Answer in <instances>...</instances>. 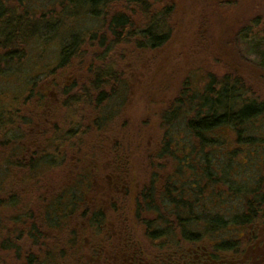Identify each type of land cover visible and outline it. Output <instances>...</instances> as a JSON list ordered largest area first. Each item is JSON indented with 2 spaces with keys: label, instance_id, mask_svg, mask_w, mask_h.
Returning a JSON list of instances; mask_svg holds the SVG:
<instances>
[{
  "label": "rangeland",
  "instance_id": "rangeland-1",
  "mask_svg": "<svg viewBox=\"0 0 264 264\" xmlns=\"http://www.w3.org/2000/svg\"><path fill=\"white\" fill-rule=\"evenodd\" d=\"M8 1L5 3V0H1L0 35L5 33V28L6 31L9 29L7 19L14 18L12 24L21 22V18L17 19L18 17H15L16 12L13 9H7L11 5L17 8L15 10L19 14L26 16L25 19L29 22V28L25 30L26 36L33 35L27 42L23 44L19 43L16 46L17 50L10 55L8 63L4 59L0 62V116L10 119L17 116L18 109L23 110L26 108L24 107L26 103L24 100L29 99V92L25 90L24 83H33L36 85L35 89H39L41 83L54 76L51 70L55 68H68V70L70 69L74 73L75 78L71 77L72 79L67 78V73L62 74L64 81L69 82L71 87L77 84H82L87 88L91 87V84H88L90 74L86 70V65L91 60V56L89 50L86 49L88 37L84 33L86 34V32L97 29L100 30L101 23L100 20H95L90 16L91 13L89 14L88 12L86 15L85 10L88 8L87 1ZM148 1L157 6L161 5V1L163 0ZM168 1L175 5L174 14L170 17L169 22L172 30L169 42L150 51L144 50L138 52H132L130 47L120 45V51L117 50L108 54L104 61L106 63L109 61L113 63L112 76L113 78H117L119 74L120 80L118 81H122L120 82L121 85L114 82L109 87H107L109 83L106 85L107 92L110 90L109 88H114L118 108L117 119L119 120L105 133V138L109 144L120 143L122 148L127 147L128 151L131 150L135 195L143 186L146 187L150 184L154 167L159 174L157 187L161 186L164 176L168 172L170 173L174 167L176 170L180 168L179 159H177L178 161H172L171 158L162 156L158 160L155 157L159 153V140L162 138L163 131L160 115L169 103L179 99L183 94L186 97L188 93H200L210 78L215 77V79H218L223 78L225 75L234 74H237V77L244 80L243 82L246 83L250 98H262L264 96L263 56H258L254 52H257L259 49L264 50V0ZM239 30H242V33L243 31L248 32V34L250 33L252 38L247 42L251 44H246L245 46V42H242L240 37L237 36V34L239 35ZM71 35H76L78 43H81L78 44L80 45L79 51L74 53L64 65H60L61 51L64 45L68 44ZM257 39L258 46L254 47L252 41H256ZM10 49L11 46L8 51L12 52ZM97 62L100 64L99 60ZM185 80L188 81L190 86L188 92L182 91ZM17 94L19 97L14 100V96ZM91 96L95 99L94 94ZM226 100L224 99L225 102ZM27 104H30V102L27 101ZM186 105H189L187 100ZM72 108L70 111V128L71 130H81L84 132L78 146L86 154L89 144L98 139V134L93 133V123L87 128V122H84V120L81 122L82 118L80 116H76L77 120L75 123V110L72 111ZM82 108L84 110L87 109L88 113L93 115L94 109L91 104L87 105L84 100H80L77 110H81ZM186 115L190 117L195 116L194 112L190 111ZM177 123L178 128L176 126L172 130L173 134H175L172 138L174 142L177 143L178 141L175 151L180 158V142L185 140L184 121L179 118ZM260 123H264V119ZM218 131V134L215 133V137L220 138V141L221 139H229L231 135L230 129L226 128ZM211 135L214 136V134H209V137ZM189 136L186 139V144L190 141L191 144L193 143L197 146V139ZM73 144H77V142L71 140L70 145ZM232 145L233 143L230 146ZM74 146H71L70 160L74 156L72 151ZM6 149V144L3 143L0 136V189H2L0 193V205L11 199L12 197L10 196H13L14 199L20 196L19 187L14 181L20 175L16 166L17 156L15 152H6ZM207 155L210 161L222 159V155L218 154L217 150H213ZM75 157L77 158L76 155ZM194 160L196 161V159ZM238 170L240 172L236 173L235 171V179L239 184L240 190H249L250 186L253 185L254 178L258 177L260 183L259 190L262 194L264 193V160L255 168L247 164L238 168ZM185 171L182 169L181 174H175L174 172L173 178L177 180L181 176V179L188 178L189 175ZM129 178L131 180V171ZM92 187L95 188V185H92ZM249 192H252V190ZM241 193H244L243 190H241ZM252 196L253 194L250 193L246 196L236 195L237 198H229L233 211L237 210L239 214L246 211L247 200L252 199ZM87 199L90 198L88 197ZM128 200L126 199L127 207ZM19 205L23 207L21 201ZM14 213H18V211H14ZM0 217L3 222L7 220L3 218V214ZM141 218L147 220L149 217L141 215ZM250 227H243L241 231L247 232ZM131 228L135 238L134 247L132 244L130 245L132 253L134 252L135 255L147 258V253L151 250L143 248L140 242L139 244L136 243V239H140L141 241L143 239L142 223H137L134 220ZM255 228L260 231L257 234L260 235L258 242H261V236L264 235V221L255 223ZM3 231L0 230V244L1 240L4 239L1 234ZM90 233L91 231L86 229L85 234L87 237ZM99 233V239L101 236H107L106 230H101ZM236 234L238 235L239 232ZM241 239L243 244L245 242L244 238ZM79 240L82 243V236L79 237ZM44 242L48 243V239L44 240ZM88 242L90 241L88 240ZM94 242H99L98 237ZM5 245L2 244V247L0 246V264H19L15 262L13 249H8ZM86 248L88 249V246ZM50 249L53 251L56 248ZM61 252L63 257L60 256L58 251L44 254V256L51 255L53 258L57 257V259H61L58 260V264H83V261H71L68 259L74 258L77 254L76 251L71 254L69 250L65 251L62 249ZM38 255V257H41L43 254L40 252ZM64 257L65 259H63ZM88 258L85 257L84 259V262L87 264L90 263ZM147 261L151 263L149 257Z\"/></svg>",
  "mask_w": 264,
  "mask_h": 264
},
{
  "label": "trees",
  "instance_id": "trees-1",
  "mask_svg": "<svg viewBox=\"0 0 264 264\" xmlns=\"http://www.w3.org/2000/svg\"><path fill=\"white\" fill-rule=\"evenodd\" d=\"M86 1L88 6L85 10L86 15L88 12L91 13L90 16L95 20H100L101 23L100 30L84 33L88 37L86 49L89 50L91 56L86 70L90 74L88 84H91L92 91L100 87L106 88L108 83L107 87L113 82L121 85L122 81H118L120 80L119 74L117 78L112 76L113 63L104 62L108 54L120 51V45L130 47L132 52L150 51L159 48L171 39L172 30L169 22L170 17L174 14L175 5L168 0L161 1V5L157 6L148 0ZM6 2L9 1L5 0ZM0 5H2L1 0ZM7 9H13L16 12L15 17L21 18V22L12 24L14 18L7 19L9 29L6 31L5 28V33L0 35V62L4 59L6 63L10 61V55L17 50L16 46L19 43L27 42L33 35L26 36L25 34V30L29 28L26 16L19 14L16 11L17 8L12 5ZM239 31L237 36L242 42H245V46L251 44L247 42L252 38L250 33ZM252 42L254 47L258 46V39ZM78 44L81 43H78L76 35H71L68 44L64 45L61 51L60 65H63L74 53L79 51L80 45ZM10 46L12 52L8 51ZM254 52L258 56H263L262 63H264V50L259 49ZM98 60L100 64L97 62ZM236 75H225L218 79L210 78L200 93H188L186 97L183 94L179 99L169 103L167 108L162 111L160 115L162 138L159 140V153L155 157L158 160L162 156L169 157L172 161L179 159L180 168L176 170L174 167L170 173L168 172L164 176L161 186L157 187L159 174L154 167L150 184L138 190L132 211H129L131 209L124 206L123 202H118L117 217L120 220L122 216V220H124L126 230L124 232L128 237V242L134 247L135 238L131 227L135 220L143 225V239L142 241L136 239V243L140 242L143 248L151 250L147 253L151 263L147 261L148 257L142 258L133 252L131 264H204L209 256L217 260L230 258L225 254L231 252L237 254L241 251V238L244 237V233H247L244 230L241 231V228L251 225L252 230H255V223L264 221V193L262 194L259 190V178H254L253 185L249 190L241 189L244 193H241L235 179V171L237 173L238 168L247 164L255 168L264 160V123H260L264 119V96L250 98L246 83ZM183 83L182 91L188 92L190 90L188 81L185 80ZM85 91L84 102L87 105L89 102L95 110L96 101H93V96L90 95L88 88ZM224 99H227L226 102ZM186 100L189 103L188 106ZM189 111L194 112L195 116H187ZM179 118L184 121L185 133V140L179 141L181 143L180 158L175 151L178 141L176 143L172 138L175 135L172 130L176 126L178 128ZM118 120L116 119L117 122ZM86 127L88 128V126ZM226 128L230 129L231 135L228 140L221 139L220 141V138L215 137V133L218 134V130ZM76 133L75 130H70L71 138H74ZM209 134H214V136L209 137ZM188 136L197 139V146L191 144L190 141L186 144ZM232 143L233 145L230 146ZM213 150H217L218 154L222 155V159L210 161L207 154ZM158 166L160 167V165ZM182 169L186 170L189 177L181 179V176L178 180L174 179V172L181 174ZM224 186L227 188L225 189ZM75 189V187L64 188L63 191L67 192L64 194L62 203H58V196L54 198L53 202L63 209L68 208L72 215V222L76 223L75 213L79 210L76 211L78 204L76 205L73 200L77 202L80 198H78V191ZM250 190L252 192H249ZM250 193L253 196L252 199L247 200V210L242 214H239L237 210L233 211L229 198L236 197V195L246 196ZM65 195L68 197L67 199H65ZM10 197L12 198L0 205V213L16 210L17 204L14 202L16 199L13 196ZM20 210L22 211V209ZM100 210V208L95 210L96 218L93 217L90 221L91 224L96 221L99 229L106 224L104 221H98V217L102 214ZM57 211L55 206L54 212ZM141 215H147L149 218L145 221ZM54 217L56 219H53ZM51 219L55 223H60L63 217L53 215ZM68 220L60 226L73 227V224H70ZM1 226L0 221V228ZM32 226L33 232H37V225ZM23 227L24 224L19 223V228ZM86 229H88L87 226L85 233ZM106 231L109 232L107 229ZM127 232L132 236L131 238ZM237 232H239L238 235ZM17 233L14 238L5 236L1 240L0 246L6 244L8 249H13L15 262L19 264H58V260L61 259L53 258L51 255L44 256V254L58 251L63 257L62 249L69 250L71 254L77 252L74 258H68L69 260L84 261L85 257L92 256L93 251L96 254V250L100 246L99 242H94L91 235L87 237L84 234L87 238H91L95 245L88 249L86 247L80 249L77 244L80 243L81 234L70 228V232H68L72 239L70 245H63L53 251L50 248L24 250L19 240H16L22 230H18ZM96 237L99 238V235L97 234ZM39 246L42 247V244ZM40 252L43 255L38 257ZM92 257L94 258V256Z\"/></svg>",
  "mask_w": 264,
  "mask_h": 264
},
{
  "label": "flooded vegetation",
  "instance_id": "flooded-vegetation-1",
  "mask_svg": "<svg viewBox=\"0 0 264 264\" xmlns=\"http://www.w3.org/2000/svg\"><path fill=\"white\" fill-rule=\"evenodd\" d=\"M51 72L54 76L41 83L39 89H35L36 85L33 83H24L25 90L29 92V99L24 100L26 108L18 109L17 116L13 119L0 116V136L6 144V152H15L16 166L20 172L18 179L14 180L20 194L14 200L19 208L17 210L16 207L15 210L18 213H0L7 219L5 222L0 220V230L5 228L1 234L3 237L8 235L9 238H14L21 229L22 233L16 240H19L24 250L60 248L71 244L72 239L68 232L73 228L82 236L83 243L79 240L80 243L77 244L81 249L95 245L91 238L84 235L86 226L94 240L97 239V234H100L99 231L107 229V236L98 238L99 249L96 254L95 251L92 252L94 258L89 256V264H131V244L125 236L122 212L121 219L117 217L118 202H123L126 206V199H129L128 208L132 211L136 196L133 188L131 150L122 148L120 143L109 144L105 138V133L117 122L118 108L114 88H109L108 92L104 87L95 91H92L91 87L88 88L90 95L94 94L97 106L91 115L87 109L77 110L80 100H84L83 95L87 87L82 84L71 87V84L62 78L63 73L68 74V79L74 77V73L68 68H55ZM14 97L16 100L19 96L17 94ZM27 101L30 104H27ZM71 107L72 111L75 110L74 122L76 123V116H80L81 122H87L88 127L93 123V133L98 134V139L89 144L86 154L78 146L84 132L77 130L74 138L70 136ZM71 140L77 144L70 145ZM71 146H74L72 161ZM92 185H95V188ZM67 187H75L80 198L77 202L73 200L78 204L76 211L79 210L74 212L76 223L72 222L68 208L63 209L53 202L58 196V203H62L67 192L63 190ZM88 197L90 199H87ZM67 198L65 195V199ZM19 200L23 207L19 205ZM55 206L57 212H54ZM98 208L102 212L98 221L106 223L100 229L96 221L90 223L93 217L96 218L95 210ZM51 214L63 217V220L55 223L50 220ZM66 220L73 224V227L60 226ZM19 223H23L24 227L19 228ZM34 224L37 225V232H33ZM259 232L250 227L247 233H244L245 242L239 253L231 252L225 254L230 258L218 260L209 256L204 264H264V235L261 236V242H258ZM46 239L48 243L44 242ZM41 244L42 247L39 246ZM83 264L87 263L83 261Z\"/></svg>",
  "mask_w": 264,
  "mask_h": 264
}]
</instances>
